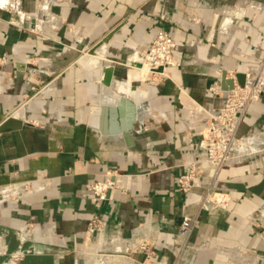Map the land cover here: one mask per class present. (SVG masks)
<instances>
[{"label": "crops", "instance_id": "0c3cea01", "mask_svg": "<svg viewBox=\"0 0 264 264\" xmlns=\"http://www.w3.org/2000/svg\"><path fill=\"white\" fill-rule=\"evenodd\" d=\"M13 2L18 9L0 6V187H31L0 203V264H99L95 254L124 253L142 239L159 264L178 255L179 264H264V233L248 219L264 218V91L239 128L244 155L213 182L227 208L202 211L188 238L180 220L197 209L205 179L187 193L176 183L199 153L202 110L214 106L206 76L243 73L248 59L264 58V0ZM159 30L176 41L179 65L151 85L126 62ZM108 34L100 49L116 65L100 88L103 57L86 50ZM112 171L127 176L95 206L88 186ZM93 214L104 225L90 240ZM24 226L31 232L20 250ZM129 258L104 264L142 260Z\"/></svg>", "mask_w": 264, "mask_h": 264}, {"label": "built area", "instance_id": "2783aa9c", "mask_svg": "<svg viewBox=\"0 0 264 264\" xmlns=\"http://www.w3.org/2000/svg\"><path fill=\"white\" fill-rule=\"evenodd\" d=\"M18 27L23 28L22 22L12 20ZM177 49L176 41L164 30H159L152 40L140 46L133 51L136 57L133 63L146 66L147 72L141 81L155 85L156 83L172 79L171 70L179 65L175 57ZM129 61V60H128ZM129 63V62H126ZM264 69V63L255 69L250 65L243 71V85L234 84L232 89L220 90L219 84L214 83L215 87L211 90L212 98L215 99L211 112L205 116V126L198 144L199 153L195 160L186 166V169L177 176L176 183L179 191L187 193L195 188L200 178L205 179V186L201 197L197 202V209L192 214H185L181 217L180 226L184 230V235L188 238L197 224L202 211L209 208L226 209L229 202V196L224 192L213 189V182L224 164L238 158L244 154L238 151L243 137L239 134V128L243 118L253 102H256L262 91H264V71L258 72L257 69ZM213 72L219 78L221 71ZM234 76V74H233ZM233 76H229L233 78ZM219 94H214L218 90ZM39 94V90L33 92L26 100L31 99ZM26 103V102H24ZM34 124H37L34 121ZM242 137V138H241ZM127 176L116 171L107 172L98 180L91 182L88 186L89 196L95 206H100L109 199L112 192L120 186V178ZM30 183L13 182L0 187V203L11 198L17 197L24 191L30 190ZM253 224L262 228L264 233V218H251ZM104 222L101 216L93 214L86 223V233L90 240L94 234L100 232ZM262 225V226H261ZM30 228L27 226L17 230L16 235L19 240V249L30 235ZM264 238V237H262ZM154 243L142 239L136 242L129 251L114 255L95 254L98 257V263L104 264L114 257L128 258L134 253L141 254L142 260L139 264H159L154 261L156 251ZM21 252V251H20ZM176 252V251H175ZM175 254V253H174ZM177 256V254H176ZM180 255L173 258L171 264H179Z\"/></svg>", "mask_w": 264, "mask_h": 264}, {"label": "water", "instance_id": "95a60500", "mask_svg": "<svg viewBox=\"0 0 264 264\" xmlns=\"http://www.w3.org/2000/svg\"><path fill=\"white\" fill-rule=\"evenodd\" d=\"M110 37H111V34H108L103 39L99 40L98 42L93 44L90 48H88L86 52L91 55H97L98 54L97 49L103 47L108 42ZM102 57H103V60H101L102 62L100 65V71L102 73V77L100 80L101 81L100 88H102V86H105V87L110 86V84L112 83L113 72H114V68L116 65V63L107 56L106 49H105V53L102 54ZM107 60L109 62L105 63V61ZM135 65H139V64L135 63ZM214 83L219 84L220 90L232 89L234 84H238L241 86L243 85L244 74L242 72H236L233 78H231L227 76V72L225 70H222L219 78H217L213 74L206 76V79H205L206 88H210L211 85H213ZM124 103H125V100L123 98H120L119 104H118L120 111ZM111 110L114 112V109H111ZM180 223H181V220H180Z\"/></svg>", "mask_w": 264, "mask_h": 264}, {"label": "bare ground", "instance_id": "6f19581e", "mask_svg": "<svg viewBox=\"0 0 264 264\" xmlns=\"http://www.w3.org/2000/svg\"><path fill=\"white\" fill-rule=\"evenodd\" d=\"M14 0H0V6H6L5 8L6 9H8V8H10L11 7V5L12 6H15L16 7V5L14 4V2H13ZM13 2V3H12ZM17 9H18V7H16ZM21 17H22V15H20ZM14 21H17V20H14ZM17 22H19V21H17ZM102 50H104V49H102ZM100 48L99 49H97V52H98V54L97 55H94V56H99V57H102V54H103V51H102ZM91 55V54H90ZM136 57V55L134 54H132L131 55V57H130V59H129V63H128V67H131V68H133V69H135V70H138L139 72H140V70H143L144 68H142V67H145L146 68V66H141V65H135V63H133V59ZM103 59V58H102ZM101 59V60H102ZM99 64H101V63H99ZM144 71V70H143ZM146 72H147V69L145 70ZM146 72H145V74H144V76H142L141 78H144L145 76H146ZM215 73H216V71H215ZM142 74V73H141ZM262 78H264V74H262ZM24 105L25 104H23L20 108H18L17 110H19V112H21L22 113V111H23V109H24ZM211 109H212V105H209V107H207V109H204V110H202V114H207V113H209V112H211ZM119 249H116L115 247L114 248H111L110 250H108L109 252H112V253H108V254H111V255H114V254H119V251H118ZM107 251V252H108ZM115 252V253H114ZM231 255V254H230ZM233 255V254H232ZM234 256V255H233Z\"/></svg>", "mask_w": 264, "mask_h": 264}, {"label": "rangeland", "instance_id": "374dc122", "mask_svg": "<svg viewBox=\"0 0 264 264\" xmlns=\"http://www.w3.org/2000/svg\"><path fill=\"white\" fill-rule=\"evenodd\" d=\"M96 62V61H95ZM262 63H264V58H260V60L259 61H257L256 62V60L254 61L252 58H251V60L250 59H248V61H247V64L248 65H250V68H252V69H255L256 67H259V65L260 64H262ZM248 65L246 66V67H248ZM144 70V69H143ZM140 71V73H142L141 75L142 76H144V74H145V70H146V68H145V70L144 71ZM257 71L258 72H260V71H264V69H262V68H260V69H257ZM32 94H29V96H31ZM40 95V94H39ZM28 96V97H29ZM37 96V95H36Z\"/></svg>", "mask_w": 264, "mask_h": 264}]
</instances>
